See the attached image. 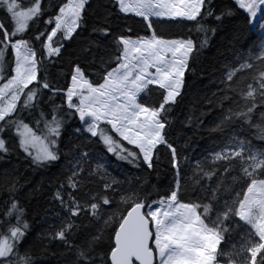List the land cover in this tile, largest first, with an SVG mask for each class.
I'll return each instance as SVG.
<instances>
[{
	"label": "snow or ice",
	"instance_id": "snow-or-ice-1",
	"mask_svg": "<svg viewBox=\"0 0 264 264\" xmlns=\"http://www.w3.org/2000/svg\"><path fill=\"white\" fill-rule=\"evenodd\" d=\"M111 3L118 13L141 18L150 35L117 34L105 15L101 26L92 28L102 39L89 40L73 53L68 47L85 31L89 0H60L51 6H42V0H0L5 11L0 19V264H37L31 249L21 252L29 226L17 193L31 182L11 163L17 149L32 172L41 175L61 155L67 161L63 179L55 178L51 197L63 216L56 213L59 223L43 238L62 245L60 264H264V127L257 125L260 147L232 139L205 157L220 162L223 173L240 182L234 195L218 198L217 175L211 184H200L194 199L185 201L188 180L182 184L181 172L188 157L171 141L168 119L181 96L190 60L195 65L209 34L242 15L251 30L259 29L260 43L223 74L217 90L204 98L206 110L189 115L187 123L209 132L234 122L252 126L259 106L264 124V0ZM45 16L44 29L29 35V22L38 27ZM165 17L192 22L205 38L198 46L190 38L164 39L153 25ZM64 56L77 59L68 61L65 82L58 87L48 78L49 66ZM90 67L97 71L88 72ZM245 70L258 87L251 82L238 87V73ZM154 90H163L162 99L150 104L148 94ZM214 109L221 113L208 128L204 118ZM73 119L79 122L72 132L78 139L61 148L65 125ZM94 144L102 145V155L85 150ZM161 146L167 151L173 181L166 192L152 198L150 174L159 164ZM113 162H124L137 173L113 174L114 169L109 171ZM202 163L196 161L195 167L212 180L217 165L205 171ZM85 183L99 187L81 194ZM38 185L30 190L37 191ZM226 221L241 229L247 226L239 245L225 240ZM78 232L81 240L75 242Z\"/></svg>",
	"mask_w": 264,
	"mask_h": 264
},
{
	"label": "trees",
	"instance_id": "trees-1",
	"mask_svg": "<svg viewBox=\"0 0 264 264\" xmlns=\"http://www.w3.org/2000/svg\"><path fill=\"white\" fill-rule=\"evenodd\" d=\"M28 0H21V3H27ZM60 0H42V6L47 3L49 6L58 4ZM219 2V0H217ZM228 2V0H224ZM90 7L86 6V19L88 23L85 25V31L75 41L71 42V46L68 47L69 52H79L81 45L86 46V42L89 40L102 39L97 33L92 32L94 26L99 27L102 24L103 18L107 15V23L111 29L117 34L126 33L135 38V36H147L150 35L143 24L140 23L141 18L135 17L132 14H128L126 17L124 14L118 13L111 0H89ZM49 11H54L51 7ZM5 11L0 8V19H3ZM42 17L38 23V27H33L30 22L28 30L29 35L35 34L37 30H43ZM52 25L48 26L50 31ZM157 35L162 36L164 39H187L190 38L195 44H199V41L205 38L204 33H198L192 22L183 21H168L160 20L159 23L153 25ZM131 29V31H128ZM59 35V34H58ZM46 37H42L44 39ZM58 37H53V41H56ZM69 42H65L68 46ZM260 43L259 31L251 30L246 25L244 17L238 15L237 18L229 21L222 29L218 30L215 35H208V44L206 47L200 49L198 59L195 65L190 60L189 69L185 72L184 87L180 97H177L178 103L172 108L168 115V119L171 122L170 139L177 147L179 153H183L188 160L184 164V169L181 172L182 184L185 179L188 180V194L184 196V200L194 199L196 192L199 190L200 184L207 182L211 184L216 180V176H220L219 189L217 196L220 200H227L230 196L234 195L235 191L239 190V181H234L227 173H223L222 168L219 167L220 162H213L210 159L205 161V157L214 150H218L225 143L232 139L243 140L245 142L251 141L254 147H260L259 137L260 127H264L261 124L257 113L254 114V121L252 126L247 124H240L237 122L231 125L225 124L218 131L209 132L204 126L199 129H194L192 125L187 123L189 115L196 116L204 108V98L211 96L213 92L217 90V85L220 82L223 74L232 67L240 57L248 56L252 54L255 46ZM37 48L39 53L40 46L36 42L33 44ZM76 56H64L62 59H57L49 66L48 78L50 82L56 84L58 87L64 84V77L68 71V61L76 60ZM7 65V59L5 60ZM96 67L88 68V72L95 73ZM238 73L239 88H244L246 83H253L254 87H258V83L252 81L250 76L246 73ZM94 79L95 77H90ZM236 79V78H234ZM152 87V86H150ZM155 88V87H152ZM163 90H154L149 92V103L155 104L158 100L162 99L161 92ZM239 100L240 98L237 97ZM57 104L61 103L60 97H55ZM242 103V101H241ZM235 107V105H233ZM167 107V106H166ZM227 107V104L225 105ZM221 113L220 109H214L212 114L204 118V125L208 128L214 127L217 122L215 118L219 117ZM27 122V121H26ZM260 125V127H257ZM79 127V122L76 120H69L65 125L66 131L62 133L61 148H65V145L69 140L76 141L78 138L72 135L73 129ZM112 134V133H110ZM114 135V134H113ZM126 145V142H125ZM127 146V145H126ZM132 147V146H127ZM87 151H93L97 155L103 154V147L99 144H94L91 148H86ZM17 155L11 158V163L19 167L22 174L28 178L31 182L25 185L24 189L17 193L21 204L25 208V218L28 223V232L24 240L21 241V252L24 248H29L34 255V259L37 264H60L63 259L58 255L63 252V247L58 241L49 242L43 239L46 233L51 228L59 223L56 213L59 212L60 216H63V212L60 210L59 205L51 199L52 193L55 191L58 181L55 179H63L62 173L65 170L67 161L63 155H61L60 161L50 166L45 170V174L41 175L40 172H32L28 161L23 158V154L19 153V149L16 150ZM66 151V149H65ZM111 159L110 157H105ZM196 161H204L202 168L206 171L209 167L215 163L217 165L216 174L212 177V180H208L207 177H203L200 170L195 167ZM238 169V165L236 166ZM115 170L116 173H132L136 174L137 170L131 166L120 162L119 164L113 162L109 171ZM237 172H233L232 175H236ZM173 181V172L170 168L168 161L167 151L161 146L159 153V164L155 167V170L150 174V194L152 198H158L157 193L163 194L166 192ZM38 185L37 191H31L33 184ZM23 184L24 181L21 180ZM98 184L85 183L80 189L81 194L88 192L90 189L93 191L98 188ZM3 199V194L0 193V200ZM205 203L209 202L207 200ZM197 203H200L197 200ZM2 210V209H0ZM238 219V218H236ZM79 223V221H77ZM228 227V232L224 233L225 240L230 241L231 244L239 245L241 238L244 237L247 226L243 229L237 227L234 223L225 222ZM243 222H241L242 224ZM82 231V229H81ZM43 239L44 247H41V240ZM75 242H80L81 232H78L74 237ZM222 242L220 247H223ZM57 254V255H54ZM259 258V257H258Z\"/></svg>",
	"mask_w": 264,
	"mask_h": 264
},
{
	"label": "rangeland",
	"instance_id": "rangeland-1",
	"mask_svg": "<svg viewBox=\"0 0 264 264\" xmlns=\"http://www.w3.org/2000/svg\"><path fill=\"white\" fill-rule=\"evenodd\" d=\"M153 19H156V18H153ZM160 20H168V18H160ZM31 22V21H30ZM30 22H29V24H30ZM257 30L259 31V29L257 28ZM152 87H155V86H152Z\"/></svg>",
	"mask_w": 264,
	"mask_h": 264
}]
</instances>
